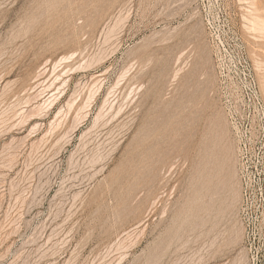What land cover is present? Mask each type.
<instances>
[{
  "label": "rangeland",
  "instance_id": "obj_1",
  "mask_svg": "<svg viewBox=\"0 0 264 264\" xmlns=\"http://www.w3.org/2000/svg\"><path fill=\"white\" fill-rule=\"evenodd\" d=\"M249 2L0 0V264H253L217 96L218 59L243 54L264 99Z\"/></svg>",
  "mask_w": 264,
  "mask_h": 264
},
{
  "label": "built area",
  "instance_id": "obj_2",
  "mask_svg": "<svg viewBox=\"0 0 264 264\" xmlns=\"http://www.w3.org/2000/svg\"><path fill=\"white\" fill-rule=\"evenodd\" d=\"M218 41L223 45L220 38ZM217 68V96L236 146L240 212L246 222L251 259L253 264H264V99L245 55L219 58ZM256 241L261 244L259 248Z\"/></svg>",
  "mask_w": 264,
  "mask_h": 264
},
{
  "label": "bare ground",
  "instance_id": "obj_3",
  "mask_svg": "<svg viewBox=\"0 0 264 264\" xmlns=\"http://www.w3.org/2000/svg\"><path fill=\"white\" fill-rule=\"evenodd\" d=\"M248 1H250V0H248ZM249 4L251 5L250 6V11H249V13L250 14H248L249 15V18L248 19H250V21H249V23H250V25H251V28H252V30L255 32H259V33H261V35L264 33V16L262 15L264 12L262 11L261 12V10L256 6V3H255V1L254 0H251V3L249 2ZM262 13V14H261ZM249 23H248V25H249ZM251 28H250V30H251ZM175 30V29H174ZM112 30H110V34L112 33L111 32ZM174 32V31H173ZM263 36H264V34H263ZM109 37V36H108ZM107 38V37H106ZM109 40V39H108ZM184 55V54H183ZM75 55H72L71 57H69V56H67V57H63V58H61V60H59V61H54L55 63H54V65H53V62H52V67L51 68H53L52 69V71H51V73L52 74H50L51 76V79H50V81H49V85L47 86L46 85V87H43L44 88V90L42 91H40L41 92V94H43V93H45V92H53L54 90H55V92L56 93H58V92H60L61 94H63L64 92H65V90H66V88L68 87V85H69V82H70V79H69V77H70V74L71 73H74L72 70L74 69V71H75V69H77L78 67H75V68H73L72 66L70 67V64H69V66H68V63H67V66H64V64H65V62H68V61H70V59L71 58H73ZM178 57V56H177ZM184 57V56H183ZM180 58V57H179ZM181 58H182V56H181ZM60 59V58H59ZM68 60V61H67ZM177 60H178V58H177ZM180 60V59H179ZM50 61V60H49ZM46 63V62H45ZM48 63V62H47ZM47 63H46V65H47ZM78 65V64H77ZM263 65V64H262ZM45 66V65H44ZM49 66V65H48ZM47 66V67H48ZM74 66V65H73ZM80 66H81V64H80ZM79 69H80V67L77 69L78 71H79ZM45 70H47V69H45ZM44 70V73H43V71H42V74H38L37 76H39V75H43L44 76V74L46 73V71ZM76 70V71H77ZM75 71V72H76ZM182 72V70H179V72H174V74H175V76L174 77H172V78H174V80L176 81L178 78H179V76H180V73ZM41 72V71H40ZM50 73V72H49ZM37 76H36V80H37ZM50 77H48L47 78V81L49 80V78ZM42 78V77H41ZM71 78V77H70ZM35 79H33V81H35ZM38 79H39V77H38ZM42 80H44V79H42ZM72 80V79H71ZM46 81V80H45ZM44 81V82H45ZM173 81V80H172ZM41 83V85L40 84H38V85H40V86H43V85H45L46 84V82L45 83ZM37 85V84H36ZM34 86L32 89L33 90H35L36 88H37V86ZM36 87V88H35ZM39 87V86H38ZM7 88V87H6ZM31 88V87H30ZM35 88V89H34ZM39 88H41V87H39ZM42 88V89H43ZM26 89V88H25ZM28 90V89H27ZM26 90V91H27ZM31 90V89H30ZM29 90V91H30ZM32 90V91H33ZM26 91H25V93H26ZM58 91V92H57ZM31 92V91H30ZM29 92V93H30ZM39 91H38V93H40ZM92 92V91H91ZM56 93L54 94V92H53V95L51 96V98H49V100H47V102L48 103H50V105L51 104H53L55 101H56V99H57V95H56ZM41 94H37L36 93V96L38 95V96H40ZM45 94H47V93H45ZM78 94V93H77ZM97 94V93H96ZM44 95V94H43ZM50 95V94H49ZM56 95V96H55ZM89 95V94H88ZM30 96V95H29ZM48 96V95H47ZM94 94L93 93H90V95L88 96V98L86 99L85 98V100L82 102V104L80 103V106H78V108H76L77 109V114H82L84 111H86V110H89V108L91 107V103H92V100H94ZM34 98H36L35 96H33ZM32 97V98H33ZM41 97H43L42 95H41ZM50 97V96H49ZM34 98H33V100H34ZM58 98H59V95H58ZM72 98V97H71ZM31 98L29 97V100H30ZM79 99V98H78ZM28 100V99H27ZM33 100H31V101H33ZM30 101V102H31ZM59 101V100H58ZM36 102V101H35ZM76 102H77V98H74L73 100H70L69 102H67V104L65 105V106H63V107H61L60 108V111L58 112V115H60V114H62L63 112H64V114H66L65 113V110H64V108H66V110L68 109V113H70V111L73 109V107L75 108V104H76ZM25 103V102H24ZM26 103H28V102H26ZM45 103H46V101H45ZM56 103H57V101H56ZM23 104V103H22ZM43 104H44V102H43ZM28 105V104H27ZM41 105V104H40ZM39 104H38V106L39 107H37V109H39V110H37L36 109V111L37 112H41V110L40 109H42V111H43V109H45V107H43V106H48L47 105V103L45 104V105H41L43 108H41V106H40ZM24 106H25V104H24ZM23 107V106H22ZM48 107H50L51 108V106H48ZM77 107V106H76ZM15 108V107H14ZM34 108V107H33ZM16 110H17V108H15ZM35 110V109H34ZM33 109H32V111L34 112H31V113H33V115H35V111H34ZM47 110H48V108H47ZM73 110H75V109H73ZM120 111V110H119ZM14 112V111H13ZM36 112V113H37ZM43 112H45V110L43 111ZM67 112V111H66ZM30 113V114H31ZM42 113V112H41ZM84 114V113H83ZM40 115V114H39ZM85 116H81L82 118H86V114H84ZM31 116V115H30ZM35 116H37V114L35 115ZM41 116H42V114H41ZM47 116V115H46ZM68 116V115H67ZM101 116V115H100ZM21 117V116H20ZM80 117V118H81ZM25 118V117H24ZM31 118H34V117H31ZM78 118H79V116H78ZM75 119V118H74ZM97 119H98V117H97ZM24 120V119H23ZM56 122V121H55ZM81 122V121H80ZM58 123V122H57ZM59 125V124H58ZM57 126V125H56ZM73 128H75V127H73ZM77 129V128H76ZM53 131V130H52ZM83 138V137H82ZM60 140V139H59ZM155 203V202H154ZM153 203V204H154ZM152 206V205H151Z\"/></svg>",
  "mask_w": 264,
  "mask_h": 264
}]
</instances>
